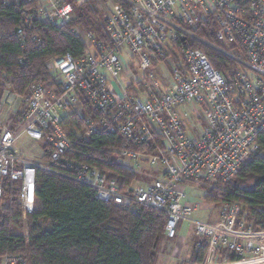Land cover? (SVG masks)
<instances>
[{
  "label": "built area",
  "instance_id": "built-area-1",
  "mask_svg": "<svg viewBox=\"0 0 264 264\" xmlns=\"http://www.w3.org/2000/svg\"><path fill=\"white\" fill-rule=\"evenodd\" d=\"M25 1L35 5L27 22L38 17L62 27L72 20L66 0ZM117 1L104 22L107 42L88 33L80 57L68 53L48 61L51 85H33L19 129L3 127L0 132V201L6 181L19 182L23 209L32 212L36 172L42 170L91 187L103 202L164 213L168 239L177 238L181 223L192 224L198 247L207 242L202 264H264V231L240 221L241 204L193 203L186 192L188 184L232 182L259 148L264 133V0ZM200 24H209L219 42L237 47L244 56L243 68L232 80L189 45L188 39L204 42L193 32ZM178 50L180 60L173 63ZM165 63L171 65L169 82L157 68ZM132 64L143 73L136 75ZM82 95L96 118L70 136L64 118L80 105ZM16 98L8 93L0 113ZM190 105H196L191 114L186 110ZM101 131L156 149L155 154L122 152L136 170L143 161L166 170L156 181L121 187L86 164L63 165L75 144ZM24 134L51 144L48 162L34 163L15 148ZM156 136L160 149L152 144ZM203 210L218 221L196 219L195 213ZM20 262L4 259V264Z\"/></svg>",
  "mask_w": 264,
  "mask_h": 264
},
{
  "label": "trees",
  "instance_id": "trees-1",
  "mask_svg": "<svg viewBox=\"0 0 264 264\" xmlns=\"http://www.w3.org/2000/svg\"><path fill=\"white\" fill-rule=\"evenodd\" d=\"M34 7L25 0H0V91L4 92L8 84V92L18 97L28 98L35 84L47 86L52 82L48 61L68 53L78 58L84 53L85 37L77 32L78 28L86 35L94 34L99 41L108 40L103 17L88 2L81 4L76 19L62 27L38 17L27 22ZM19 30L21 36L17 35ZM193 32L204 42L191 40L190 45L202 50L212 65L232 80L239 63L218 50L223 46L211 26L200 24ZM95 118L96 113L82 95L80 105L64 118L63 128L73 136L74 129L83 130L86 120ZM152 144L162 148L158 136ZM148 146L139 148L118 134L101 131L75 144L62 163L65 167L86 164L121 187L131 186L139 178V171L119 163L118 158L124 150L155 154L156 149ZM51 149L45 139L48 161ZM68 170L62 166L64 173ZM199 185L206 193L204 202H238L243 206L240 221L264 231V133L260 135L258 150L245 161L232 182L206 181ZM20 189L19 182L6 181L4 201H0V264L6 258H19L20 264H156L159 248L167 238L164 213L103 202L91 187L42 170L36 172L32 212L24 211ZM199 242L197 239L191 261L183 264L203 263L207 242L202 241L198 247Z\"/></svg>",
  "mask_w": 264,
  "mask_h": 264
},
{
  "label": "rangeland",
  "instance_id": "rangeland-1",
  "mask_svg": "<svg viewBox=\"0 0 264 264\" xmlns=\"http://www.w3.org/2000/svg\"><path fill=\"white\" fill-rule=\"evenodd\" d=\"M76 3L74 4L73 0L70 3V1H66L67 8L69 9V12L71 14V17L73 19H76L78 17V9L81 6L82 3L88 2L90 3L95 10H97L100 15L103 17V21H105L111 12L114 11V9L117 7L119 2L117 0H76ZM77 32L81 34L83 37L86 38V34L83 33V30L81 28L77 29ZM192 39H188V43L190 45ZM212 47V44H209ZM191 46V45H190ZM223 48H218L219 51L225 52L226 55H228L230 58L238 59L240 62L239 67L243 68V62H244V56L240 52V50L237 47L230 46L228 44L222 43ZM173 58V63H178L181 57V51L178 50L177 52L173 53L172 56ZM171 65H168L165 63V66L163 64L157 66L158 72L161 75H166L168 82L170 81V75L168 74V69L170 70ZM132 70L136 75L142 74L143 72L139 70L137 66L132 64ZM168 72V73H167ZM52 83V82H51ZM51 83L47 86H50ZM8 90H9V85L6 84L5 86V91L2 92L0 91V105L5 101V98L8 95ZM10 96V95H9ZM26 97H18L15 99V101L12 104H9L8 106L4 107V110L0 113V132L3 129V123L6 122L8 123V126L12 129H19L24 111L26 109ZM196 105L188 106L186 107V110L192 113V110H196ZM75 110V109H74ZM73 113V111H72ZM79 115L82 117V113L78 112ZM5 126V127H8ZM72 129V128H71ZM15 148L23 154V156L37 164H44L48 162L46 158V153L44 152V141L38 142L32 138H30L28 135L24 134L19 141L17 142ZM119 163L123 165H131L132 162L123 156L118 158ZM141 168L139 171V178L137 179L136 182L133 183V186H140L144 185L146 183H150L156 178L158 179L160 175L166 170V168L160 164H157L155 166H151L149 162L143 161ZM156 173V175H153ZM186 192L189 195L190 201L193 203H199L203 201V198L205 196V191L200 187L199 184H191L187 185L186 187ZM205 203H211V202H205ZM216 204V203H215ZM208 205H205L203 208H207ZM34 210V208L32 209ZM206 211V210H203ZM200 211V212H203ZM207 212V211H206ZM211 215V214H210ZM197 217L204 221H210L208 218V214H197ZM181 226V225H180ZM178 236L179 239H183L186 241V252L183 254V257L175 256L173 254V250L175 249L178 240L175 239H168L166 238L158 252V256L156 258V264H180L181 260H186L190 254V251L192 250V245L195 239V235L193 233V227L192 225L188 223H183L181 227H179L178 230ZM4 264V262L2 263Z\"/></svg>",
  "mask_w": 264,
  "mask_h": 264
},
{
  "label": "crops",
  "instance_id": "crops-1",
  "mask_svg": "<svg viewBox=\"0 0 264 264\" xmlns=\"http://www.w3.org/2000/svg\"><path fill=\"white\" fill-rule=\"evenodd\" d=\"M2 126L3 127L8 126V123L4 122ZM8 128H10V126H8ZM10 129H12V128H10ZM188 185H191V184H188ZM204 213L208 214V218L210 219V221H212V222H217L218 221V216L212 215V214L210 215V213H208V212H197V213H195V218L196 219H200L199 217H197V214H204ZM185 223H188V222H185ZM188 224H190V223H188ZM182 225H183V223H181V226ZM190 225H192V224H190ZM181 226H179V227H181ZM192 227H193V225H192ZM193 233L195 235L194 227H193ZM197 239L198 238L195 235V239H194V242H193V245H192V250L190 251V254H189L188 258L186 260H181L180 264H183V263L191 261L192 256L194 254V251L196 250L195 248H196ZM175 240H178V243H177L175 249L173 250V254L176 257L179 256L181 258V257H183V254L186 252V241L183 240V239H179V236H177V238Z\"/></svg>",
  "mask_w": 264,
  "mask_h": 264
}]
</instances>
